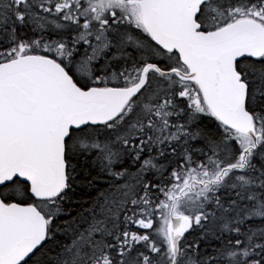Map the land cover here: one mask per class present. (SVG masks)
<instances>
[{
	"label": "snow or ice",
	"instance_id": "1",
	"mask_svg": "<svg viewBox=\"0 0 264 264\" xmlns=\"http://www.w3.org/2000/svg\"><path fill=\"white\" fill-rule=\"evenodd\" d=\"M0 264H264V0H0Z\"/></svg>",
	"mask_w": 264,
	"mask_h": 264
}]
</instances>
